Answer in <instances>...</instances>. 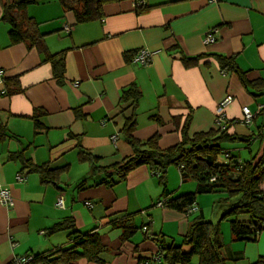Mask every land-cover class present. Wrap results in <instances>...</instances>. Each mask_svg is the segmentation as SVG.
<instances>
[{
    "label": "crops",
    "instance_id": "0c3cea01",
    "mask_svg": "<svg viewBox=\"0 0 264 264\" xmlns=\"http://www.w3.org/2000/svg\"><path fill=\"white\" fill-rule=\"evenodd\" d=\"M144 1L136 11L135 0H104L100 16L80 23L60 0L28 4L24 14L48 54L63 58L58 78L36 46L11 43L3 13L14 0H0V189L12 196L11 205L0 202V264L67 249L70 236L87 233L97 234L103 246L98 259L58 264H162L153 259L158 240L178 244L191 219L205 217L197 198L193 214L157 205L195 189V181L182 180L175 166L168 167L165 186L145 165L124 179L97 184L102 174L92 173V164L81 158L83 150L97 156L96 165L107 166L132 155L121 132L132 108L120 98L132 85L141 94L133 131L138 139L157 135L159 147L167 148L181 140L186 119L189 136L214 129L215 108L230 95L225 112L234 139L222 141V148L241 160L264 150V119L257 115L264 108V0ZM209 29L215 39L206 43ZM139 48L152 53L147 64L132 61ZM218 54L233 55L254 84L244 86L236 72L223 71ZM243 106L253 114L249 123L242 121ZM40 111L43 127L34 129L32 116ZM26 160L57 169L56 180L42 182L37 171L24 167ZM60 195L63 207L55 205ZM68 218L75 234L47 231ZM125 225L136 230L123 239ZM230 247L251 264L264 255V231L255 242ZM189 264H197V257Z\"/></svg>",
    "mask_w": 264,
    "mask_h": 264
},
{
    "label": "trees",
    "instance_id": "16d2710c",
    "mask_svg": "<svg viewBox=\"0 0 264 264\" xmlns=\"http://www.w3.org/2000/svg\"><path fill=\"white\" fill-rule=\"evenodd\" d=\"M41 0H14L10 5L4 6L3 18L10 23L9 36L11 43L26 41L28 46L36 48L47 55L45 60L51 61L54 74L60 78L63 74V58L58 54H48L42 40V34L36 29L33 20L24 14L25 7L30 3ZM104 0H60L63 8L71 10L75 21L80 23L100 16V6ZM138 0H135L137 2ZM144 1V0H143ZM145 1L141 6L135 7L136 11L145 8ZM197 59V57L193 58ZM220 68L232 70L239 76L241 83L248 86L252 81L247 80L235 62L233 55H216ZM140 90L132 85L122 90L121 100L128 103L132 113L125 117L121 132L126 142L132 148V155L107 166L95 164L97 156L80 150L81 158L89 160L92 164V173H101L102 177L96 181L111 183L115 177L124 179L127 173L137 166L145 165L149 170L160 178L166 185V171L169 166L179 169L182 180L192 179L195 181V189L183 193L174 198L164 199L163 205L179 212L187 213L192 204L196 205L197 194L221 192L224 194L223 216H229V227L232 240L255 242L259 234L264 231V189L260 187L264 183V150L261 154H254L248 160H241L237 155L229 152L228 161L218 162V155L223 154L221 142L234 139L228 133V127L224 130L217 128L207 131L187 134L188 120L182 128V138L179 142L167 148H160L158 136L153 135L141 140L134 136L136 126L135 108L140 97ZM123 111V110H122ZM42 111L32 116L34 129H40L43 124L39 120ZM257 115L264 119V108ZM24 167L37 171L42 182H54L58 170L50 168L46 164L36 165L26 160ZM197 206V205H196ZM198 209V207H197ZM195 213V212H194ZM193 214V213H192ZM200 215L191 219L189 229L183 235L181 242L167 243L163 238L158 240V249L162 264H189L193 256L197 257V264H224L221 256V240L217 225L203 220ZM73 229L70 235L77 232L74 222L68 218L56 222L47 228L48 232ZM136 230L133 225H125L123 239H126ZM71 247L67 249H55L48 254H32V259L24 264H58L59 262L74 263L80 258L97 260V255L103 249L99 237L95 233H87L77 237L70 236ZM183 245H190L188 251L182 250ZM59 254V255H57ZM11 264V262L9 263ZM251 264H264V255L258 256Z\"/></svg>",
    "mask_w": 264,
    "mask_h": 264
},
{
    "label": "built area",
    "instance_id": "2783aa9c",
    "mask_svg": "<svg viewBox=\"0 0 264 264\" xmlns=\"http://www.w3.org/2000/svg\"><path fill=\"white\" fill-rule=\"evenodd\" d=\"M210 1H215V0H210ZM143 0H138L137 2H134L135 7L141 6L143 4ZM66 30H68V27H66ZM214 29H209L205 35H204V42H211L215 39V36L213 34ZM151 55L152 53L145 49V48H139L137 49L132 56V61L141 65L147 64L151 60ZM2 74V71L0 70V75ZM232 101V97L230 95L225 96L221 101L218 102L215 112H214V126L215 128L219 130H224L228 126H230L231 123H233V120H230L226 116L225 108L227 105ZM242 121L245 123H249L252 118L253 114L250 112L247 106L242 107ZM115 139V136H112V140ZM224 158L229 157V152L225 151L223 154ZM17 181H23L24 177L22 175H17L16 176ZM0 202L6 205H11L12 203V196L10 194V191L7 188H1L0 189ZM165 200L164 199H159L157 201V205L162 206L164 204ZM87 205L91 206V203L89 201L85 202ZM56 206L58 207H63V198L60 195L55 203ZM197 211V206L195 204H192L189 206L187 209L186 214H192ZM161 255L158 251H156L153 254V259L160 261ZM32 259L31 254H22L19 256H15L13 260L11 261V264H24Z\"/></svg>",
    "mask_w": 264,
    "mask_h": 264
},
{
    "label": "rangeland",
    "instance_id": "374dc122",
    "mask_svg": "<svg viewBox=\"0 0 264 264\" xmlns=\"http://www.w3.org/2000/svg\"><path fill=\"white\" fill-rule=\"evenodd\" d=\"M228 161L224 158L222 154L218 155V162L223 163ZM264 189V183L260 185ZM205 207V217L203 220L211 222L214 225H217L219 228V236L221 240V256L224 260V264H248L247 260L241 256H236L232 252L230 247L233 244V250L237 249V244H244V241L241 240H232L229 220V216H223V213L226 209L224 206V194L221 192H210V193H200L196 197ZM214 206V209H212ZM196 214L195 216H198ZM242 246V245H241Z\"/></svg>",
    "mask_w": 264,
    "mask_h": 264
}]
</instances>
